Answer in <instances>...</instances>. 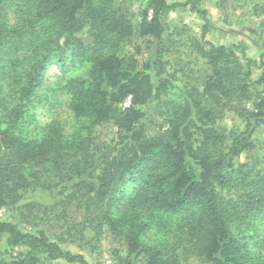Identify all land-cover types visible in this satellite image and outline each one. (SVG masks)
<instances>
[{"label": "trees", "instance_id": "1", "mask_svg": "<svg viewBox=\"0 0 264 264\" xmlns=\"http://www.w3.org/2000/svg\"><path fill=\"white\" fill-rule=\"evenodd\" d=\"M127 1L0 0V264H92L65 241L103 225L124 240L120 264H178L183 254L264 264V167L237 166L252 133L226 146L218 127L227 113L253 129L264 122V72L253 78L264 51L257 59L241 42L209 40L201 0H150L136 19ZM181 6L204 20L210 73L172 102L162 57L151 52ZM133 42L132 55L121 53ZM52 66L62 73L48 81ZM151 101L163 126L149 120ZM55 105H68L72 128L58 111L40 119ZM39 193L56 201L38 202ZM71 206L82 221L69 219ZM9 210L21 220L4 218ZM47 216L71 220L67 233L35 226Z\"/></svg>", "mask_w": 264, "mask_h": 264}, {"label": "rangeland", "instance_id": "2", "mask_svg": "<svg viewBox=\"0 0 264 264\" xmlns=\"http://www.w3.org/2000/svg\"><path fill=\"white\" fill-rule=\"evenodd\" d=\"M149 1L128 0L125 9L129 14H133L135 16L133 18L136 19L140 9L146 7ZM185 1L187 0H168L169 3ZM199 5L201 8L208 10V19L211 25V31L207 35L209 40L226 45L231 42H241L248 48V55L259 58L261 52L264 51V0H201ZM203 24L202 17L190 10L189 6L177 7L165 17L166 31L163 40L154 43L151 55L162 57L164 69L162 77L170 81L168 93L166 91L164 97L172 100V102L182 101L184 90L187 88H201V79L204 81L210 73L205 50L200 44ZM134 47V42L133 44H125V47L121 48V53L132 55ZM152 72L156 73L155 71ZM262 72H264V68L254 69L253 78H258ZM58 73H62L60 68L50 67L47 74L48 81ZM158 81L159 78H155V82ZM261 89L264 90V86L259 88L260 91ZM44 93L46 92H42V94ZM60 97L62 98V95ZM128 103L129 101L125 105ZM155 106V101L148 103L147 112L152 118H149V120H154L158 126H163L166 119L156 113ZM248 107L252 109V103H249ZM41 110V120L47 119L49 114L54 115V112L58 111L61 119L66 120V130L75 125L68 105H55L53 108H41ZM248 124H250L248 121L232 113H227L218 123V127L226 135V146H229L233 138L239 133L245 131L252 133L250 136L251 145L237 160L239 161L237 166L241 165L242 169L246 171L264 167V122L254 129L249 127ZM113 129V126L109 125L106 133L111 134ZM32 197H36L38 202L44 204L51 205L56 201V199L49 197L48 193H39ZM67 210L69 211V219L72 221L80 222L83 220L84 214L81 210L72 206ZM58 212L55 211V213ZM2 216L9 221L19 222L21 220L16 211L9 210L8 213H2ZM29 218V216H26V220ZM71 220H58V218L52 219L47 216L41 222L38 221L35 226L51 225L49 234L52 238H55L67 233ZM32 228L35 229V227ZM70 233L73 237H70L68 242L65 241V244L71 250L84 253L92 264H120V256L124 257L126 255L123 238L111 231L106 225L102 226L98 234L93 233V236H90L91 232L80 235L79 231L76 233L71 230ZM153 234L154 231L151 233V237L154 238ZM185 255L183 254L178 264H205L195 257ZM140 261L144 264V258ZM43 264L64 263L44 261Z\"/></svg>", "mask_w": 264, "mask_h": 264}]
</instances>
